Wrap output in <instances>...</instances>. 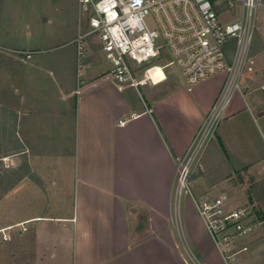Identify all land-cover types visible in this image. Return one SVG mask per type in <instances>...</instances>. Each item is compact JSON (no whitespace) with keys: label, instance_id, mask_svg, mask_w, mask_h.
<instances>
[{"label":"crops","instance_id":"0c3cea01","mask_svg":"<svg viewBox=\"0 0 264 264\" xmlns=\"http://www.w3.org/2000/svg\"><path fill=\"white\" fill-rule=\"evenodd\" d=\"M79 20L78 0H0V52L25 61L16 136L30 171L0 199V264H223L175 185L176 161L223 77L136 92L107 76L93 48L77 76ZM263 117L239 96L232 101L215 131L229 161L212 138L201 173L220 177L264 158L253 130ZM243 255L242 264H264V238Z\"/></svg>","mask_w":264,"mask_h":264},{"label":"built area","instance_id":"2783aa9c","mask_svg":"<svg viewBox=\"0 0 264 264\" xmlns=\"http://www.w3.org/2000/svg\"><path fill=\"white\" fill-rule=\"evenodd\" d=\"M80 32L76 48L77 76L86 68L87 52L95 45L110 67L109 78L139 88L157 86L176 69L185 88L222 76L221 90L191 142L176 163L177 195L192 197L195 210L224 264L247 253L250 234L264 225L255 205L235 204L223 192L195 200L188 188L193 163L200 158L234 95L244 99L241 78L251 72L249 49L262 0H78ZM238 19L223 22L230 14ZM152 23V25L150 24ZM29 57V54H26ZM158 60L161 64H152ZM159 70L162 77L155 74ZM139 71L138 75L136 72ZM264 94V75L257 88ZM264 115V114H262ZM198 164V163H196ZM194 165V166H193Z\"/></svg>","mask_w":264,"mask_h":264},{"label":"rangeland","instance_id":"374dc122","mask_svg":"<svg viewBox=\"0 0 264 264\" xmlns=\"http://www.w3.org/2000/svg\"><path fill=\"white\" fill-rule=\"evenodd\" d=\"M262 1L264 2V0ZM235 11L237 14L235 18L227 14L222 17V21L231 22L237 20L240 14L239 7H237ZM150 24L152 25L151 22ZM95 47L96 46L92 44V48L96 49ZM248 57L252 62V65L248 66H250L252 70L251 72L247 70L244 71L243 77L241 78V86L243 88L242 95L244 96L242 100L251 111L259 116L264 114V94L255 89L262 75H264V9H260L257 14L256 28L253 32V41L250 45ZM23 58V56H15L0 52V199L3 193L9 190L8 186L10 183L26 172L27 157L16 136L17 101L15 96L19 94L23 66L25 65ZM151 63L161 64L158 60H154ZM154 72L159 78L162 77L159 70H155ZM167 72L169 73L168 81L177 80L185 88L184 80L176 69L170 68ZM138 73L139 71L136 72L137 75ZM142 88L143 87L139 88V91ZM6 94L8 95L6 96ZM236 99H238V95H234L231 102ZM257 123L253 122L255 126L253 130L259 134L258 136H260V139L264 140V119ZM247 129L246 127L243 130L242 135H248L250 133V130L248 131ZM251 133L253 134L252 130ZM213 138H216L215 133ZM217 139L218 138H216V140ZM188 151L189 149L187 152ZM221 153L223 155V162L228 163L229 158L227 151L225 150V153L221 151ZM245 157H247L246 154ZM200 158H196L194 161L193 164L196 167H193L192 174L188 180L189 191L195 200H200L204 197H214L226 192L235 199L236 205L246 202H248L247 206L255 205L254 209L258 210V214L264 218V158L246 167H241L236 170L232 169L224 176L215 178H213L214 176H209L208 178V176H205V173H201L199 165L196 164L199 163ZM190 199L195 210L192 197ZM185 200L186 199L182 198V205H184ZM142 216H144V214H142ZM141 219L143 220L144 217ZM5 220H7V218H5ZM263 238L264 225L253 231L246 242L252 245ZM245 257V255H243L242 258L240 256L233 264H242L244 262L243 258ZM194 262L198 264L196 261Z\"/></svg>","mask_w":264,"mask_h":264},{"label":"trees","instance_id":"16d2710c","mask_svg":"<svg viewBox=\"0 0 264 264\" xmlns=\"http://www.w3.org/2000/svg\"><path fill=\"white\" fill-rule=\"evenodd\" d=\"M218 145H219L221 151H223V153H225L224 145L222 144L221 141H219V139H218ZM29 176H30L29 167H28V165H26V172L23 175L18 176L13 182H11L10 185L8 186V189L12 188L17 182L21 181L23 178L29 177Z\"/></svg>","mask_w":264,"mask_h":264}]
</instances>
